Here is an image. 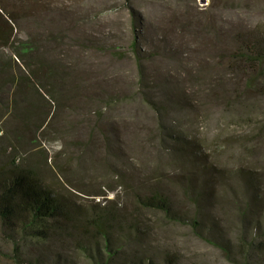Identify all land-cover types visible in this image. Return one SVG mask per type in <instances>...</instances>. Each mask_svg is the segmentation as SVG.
<instances>
[{"label": "rangeland", "instance_id": "rangeland-1", "mask_svg": "<svg viewBox=\"0 0 264 264\" xmlns=\"http://www.w3.org/2000/svg\"><path fill=\"white\" fill-rule=\"evenodd\" d=\"M99 2L0 0V171L137 214L128 261L264 264V62L241 58L264 45V0ZM155 193L192 224L141 210ZM31 255L91 264L59 237Z\"/></svg>", "mask_w": 264, "mask_h": 264}, {"label": "trees", "instance_id": "trees-1", "mask_svg": "<svg viewBox=\"0 0 264 264\" xmlns=\"http://www.w3.org/2000/svg\"><path fill=\"white\" fill-rule=\"evenodd\" d=\"M263 47L258 40L243 43L247 55L241 58L250 69L253 64L264 62ZM136 202L141 210L161 213L168 221L192 224L172 210L165 196L156 193L138 196ZM99 206L79 208L68 205L60 195L41 187L30 171H0V224L14 244V264H24L21 256L29 244L38 248L55 237L71 240L73 251L91 264H139L128 261L130 254L124 253L126 242L139 240V235H145L138 215L111 212L108 206ZM197 234L203 237L198 231ZM14 236L19 240L14 241ZM259 245L258 250L263 253L264 243ZM51 261L52 264H73L57 256ZM27 264H45V258L31 255Z\"/></svg>", "mask_w": 264, "mask_h": 264}, {"label": "bare ground", "instance_id": "bare-ground-1", "mask_svg": "<svg viewBox=\"0 0 264 264\" xmlns=\"http://www.w3.org/2000/svg\"><path fill=\"white\" fill-rule=\"evenodd\" d=\"M66 5H73L75 4L78 9L82 11L88 12L92 7L98 6L100 4L99 0H64ZM109 2H104V5H109Z\"/></svg>", "mask_w": 264, "mask_h": 264}]
</instances>
